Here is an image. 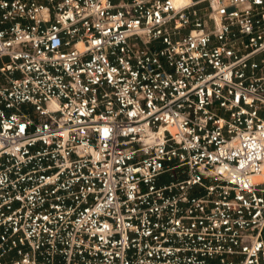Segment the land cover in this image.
<instances>
[{
  "label": "built area",
  "instance_id": "obj_1",
  "mask_svg": "<svg viewBox=\"0 0 264 264\" xmlns=\"http://www.w3.org/2000/svg\"><path fill=\"white\" fill-rule=\"evenodd\" d=\"M0 264H264V0H0Z\"/></svg>",
  "mask_w": 264,
  "mask_h": 264
},
{
  "label": "rangeland",
  "instance_id": "obj_2",
  "mask_svg": "<svg viewBox=\"0 0 264 264\" xmlns=\"http://www.w3.org/2000/svg\"><path fill=\"white\" fill-rule=\"evenodd\" d=\"M169 181V176H163L161 178V182H168Z\"/></svg>",
  "mask_w": 264,
  "mask_h": 264
},
{
  "label": "bare ground",
  "instance_id": "obj_3",
  "mask_svg": "<svg viewBox=\"0 0 264 264\" xmlns=\"http://www.w3.org/2000/svg\"><path fill=\"white\" fill-rule=\"evenodd\" d=\"M176 4L183 2L184 0H174Z\"/></svg>",
  "mask_w": 264,
  "mask_h": 264
}]
</instances>
